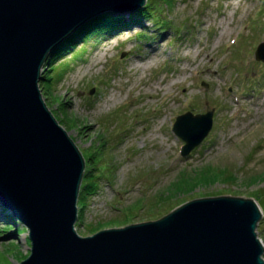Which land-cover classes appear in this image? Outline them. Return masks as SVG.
<instances>
[{
	"label": "rangeland",
	"instance_id": "1",
	"mask_svg": "<svg viewBox=\"0 0 264 264\" xmlns=\"http://www.w3.org/2000/svg\"><path fill=\"white\" fill-rule=\"evenodd\" d=\"M153 7L141 27L92 36L43 67L39 88L56 121L83 158L102 154L94 168L103 178L77 205L75 231L88 237L230 196L258 204L264 245V63L254 57L264 42V0H158ZM211 110L208 136L181 155L184 142L171 131L176 117ZM225 169L235 182L194 180ZM182 178L188 188L171 194ZM1 207L0 264H20L30 254L28 232L19 220L7 225Z\"/></svg>",
	"mask_w": 264,
	"mask_h": 264
},
{
	"label": "water",
	"instance_id": "2",
	"mask_svg": "<svg viewBox=\"0 0 264 264\" xmlns=\"http://www.w3.org/2000/svg\"><path fill=\"white\" fill-rule=\"evenodd\" d=\"M145 3L0 0V202L28 230L30 254L20 264H264L256 234L262 213L252 198H202L155 221L88 237L75 231L85 160L42 97V70L90 20ZM255 58L264 62V43ZM212 122L213 110L176 118L182 155L201 144Z\"/></svg>",
	"mask_w": 264,
	"mask_h": 264
},
{
	"label": "trees",
	"instance_id": "3",
	"mask_svg": "<svg viewBox=\"0 0 264 264\" xmlns=\"http://www.w3.org/2000/svg\"><path fill=\"white\" fill-rule=\"evenodd\" d=\"M150 2L147 3L142 9L136 11L134 13L126 15H113V14H105L98 16L89 22H87L84 26L78 29L75 33H73L66 41H64L61 45H59L47 58L44 69L51 67L56 61L62 59L64 56L70 54L75 48L84 43L86 40H89L92 36H101L103 34L110 35L114 32L129 30L134 26H139L142 24L143 19H149L150 11L156 13V9L153 7V3L157 2L158 0H149ZM162 1V0H161ZM168 1V0H163ZM154 17V16H153ZM158 20L156 19V22ZM46 70V69H45ZM44 70V71H45ZM44 77V73H42V78ZM49 80V79H48ZM95 152V153H94ZM93 154H89L88 152L86 157H84L87 166L82 178L80 190H79V197H78V205L84 203L86 196L95 192L98 188V182L103 178L102 174H98L95 172V168L97 164L101 161L100 156L96 157L94 154H99L100 150L94 151ZM95 165V166H94ZM194 180L198 182H211L216 183L217 181H222L225 183L235 182L236 178L232 173H227V170H216L211 172H204L201 173L198 179ZM189 181L187 178L183 180L180 179L175 184L174 188L171 190V194L176 193L177 191L185 192L188 188ZM260 206L261 203L259 202ZM1 213L5 215L4 220L7 225L12 226L18 222V220L13 216V214L8 209L1 207ZM15 222V223H14ZM19 223V222H18ZM25 229V228H24ZM26 230V229H25ZM18 232H21L18 230Z\"/></svg>",
	"mask_w": 264,
	"mask_h": 264
},
{
	"label": "bare ground",
	"instance_id": "4",
	"mask_svg": "<svg viewBox=\"0 0 264 264\" xmlns=\"http://www.w3.org/2000/svg\"><path fill=\"white\" fill-rule=\"evenodd\" d=\"M119 32H121V31H119ZM103 35H105V34H103ZM52 52H53V51H52ZM52 52H51V53H52ZM51 53H50V54H51ZM50 54H49V55H50ZM206 55H207V54H206ZM207 56H208V55H207ZM48 57H49V56H48ZM210 60H211V59H210ZM208 70H210V68H208ZM1 215H2V217H5V215H3V214H1Z\"/></svg>",
	"mask_w": 264,
	"mask_h": 264
}]
</instances>
